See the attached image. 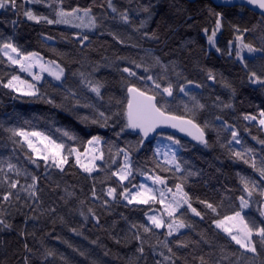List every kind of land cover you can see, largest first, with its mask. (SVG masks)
Masks as SVG:
<instances>
[{"label":"snow or ice","instance_id":"obj_1","mask_svg":"<svg viewBox=\"0 0 264 264\" xmlns=\"http://www.w3.org/2000/svg\"><path fill=\"white\" fill-rule=\"evenodd\" d=\"M132 3L133 0H129V6L121 10L116 0H92L86 6L79 3L68 5L65 0H0V9L5 13L11 11L16 16L11 21L7 18L0 20V24L10 23L13 30L25 21L46 26L64 25L71 30V36L61 33V38L73 45L78 44L84 50L93 44L91 35L105 29L110 11L111 19L130 27L140 41L158 45L160 50L169 47L175 28L169 24L161 31L159 21L156 28L149 27L158 5L152 0L147 3L135 0L136 7L133 8ZM214 3L215 7L204 4L209 17L214 18L210 34L207 27L201 29L207 38L208 48L241 66L246 74V80L241 79L242 86L259 89L264 94V40L260 47L247 42L246 34L251 29H241L238 24L231 26L233 39L228 40L226 52L218 46L217 39L226 16L236 8L259 11L258 24L264 31V0H214ZM34 5H42L47 12L35 11ZM97 8L101 10L99 14L95 11ZM191 19L193 17L188 16L185 23ZM107 35L120 45L140 49L144 55L139 59L127 55L104 56L101 62L92 61L85 54L67 63L61 62L65 54L56 48L51 52L58 59H46L40 51L25 50L17 42L14 32L11 35L0 33V65L6 69L0 71V88L8 95L16 94L12 95L13 99L28 98L56 108L66 103L67 110L75 113L77 120L88 129L81 135L69 128L57 127L55 132L58 135H54L27 121L25 126L4 127L0 123L7 134V141L12 144L11 154L0 158V233L14 231L15 216H23L25 228L17 233L24 241L22 264H36V259L39 264H49L50 258L52 261L58 259L59 264H72L68 256L47 247L42 239L39 241L42 252L29 245V238L36 239V232H28L26 226L29 223L39 226L45 219L53 225L59 222L85 240L88 237L83 230L89 223L108 231L109 238L116 244L135 246V255L130 257L129 264H139L142 258L147 264L149 253L154 264H191L187 256L181 257L178 252L198 247L201 241L206 244L209 241L205 232L197 233L199 240L177 239L182 230H195L188 216L190 212L202 221L209 217L214 228L219 230L218 234L222 233L229 244L243 250L236 257L235 264H245L242 258L249 255L253 258L251 264H255V258L264 255V138L252 136L260 146L259 151L246 146L237 123L230 122L223 115L236 111L237 89L233 82L213 68H202L206 81L196 82L184 74L177 60L155 55L156 49L143 48L139 42L133 41L132 35L125 37L110 29ZM41 36L45 43L55 39L44 33ZM71 64L79 67L72 70ZM104 68L119 74L120 88L126 89V105L121 99L109 96L107 107L102 108L108 81L99 78L98 73ZM17 69L30 79L23 78ZM70 70L71 76L78 80L76 88L66 84ZM47 77L56 83L48 81ZM207 82L219 83L229 93L227 100L215 95L214 98L208 97L210 104L202 102V91ZM57 94L60 103L57 102ZM90 97H94L95 102ZM210 110L217 114L201 123V118ZM238 119L249 125H258V131H264V101L256 113L240 112ZM98 128L109 129L116 139H105L96 130ZM168 129L191 137L195 141L193 149H209L218 145L231 162L242 163L251 169V174L236 173L241 187V194L235 198L238 205L232 196L221 195L219 200L196 197L195 202L202 208L193 206V196L185 189L193 178L199 179L202 173L193 170L189 162L182 159L180 150H187V146L176 135L168 133ZM244 131L249 132V128L245 127ZM212 133L215 141L211 140ZM128 135H134L136 139H125L120 144V138ZM153 138L157 143L151 149V156H147L142 165L138 164L135 157ZM17 153L23 156L24 163H20L21 156ZM70 169L78 170V173L73 171V175L79 174L86 181H91L87 190L79 186L77 192V185L65 182L62 186L60 180L53 181V174L63 179ZM42 180L51 183L42 186ZM48 193L56 199H51L46 206L44 195ZM73 201L75 206L70 207ZM58 202L67 208V215L80 218L78 226L69 227L66 216L59 212ZM253 204L259 217L250 214ZM120 206L129 212V215L119 214L127 225L123 236L113 235L101 223V213L105 218L110 217ZM25 208L27 212H24ZM137 210L142 211L143 219L132 218ZM115 224L113 221V226ZM161 232L163 239L160 238ZM151 237H155V243L151 242ZM55 238L60 239L59 236ZM171 241L175 242V247ZM62 242L73 253L83 257L87 264H102L99 258H93L90 250L81 249L68 240ZM90 244L104 249V257L109 256L110 250L100 244L99 237L91 240ZM219 253L218 257L211 252L207 256L192 255V261L196 264H233L230 257L235 253L227 252L225 247H220ZM260 264H264V260Z\"/></svg>","mask_w":264,"mask_h":264},{"label":"trees","instance_id":"obj_2","mask_svg":"<svg viewBox=\"0 0 264 264\" xmlns=\"http://www.w3.org/2000/svg\"><path fill=\"white\" fill-rule=\"evenodd\" d=\"M91 2L92 0H65L66 4L73 6L76 3L86 6ZM141 2L147 3L148 0H141ZM152 3L157 4L158 7L155 9L156 14L153 21L150 22V29L157 27V21L161 24V31L166 29L169 24L175 28V35L172 38L173 42L169 47L163 48L162 50H160L158 45L147 41H140L139 37L131 31L130 27L112 20L110 11L109 18L105 24V29L91 35L93 44L90 49L81 50L78 44L73 45L62 39L61 33L66 36H71V30L64 25L46 26L25 21L13 30L11 24L7 23L0 24V33L11 35L14 32L17 42L23 46L25 50L40 51L46 59H58L51 52L52 48H56L62 54H65V59L61 62L67 63H71L72 60L80 59L85 54H87L88 58L92 61L101 62H103L102 57L104 56L112 58L115 55H127L139 59L140 56L144 55L140 49L120 45L114 41L111 36L107 35V30L110 29L119 32L125 37L132 35L133 41L139 42L143 48L156 49L154 52L155 55L164 56L166 60H177L179 66L184 71V74L189 79H193L196 82L206 81L205 73L201 71L202 68H213L217 73H222L224 77L232 81L233 86L237 89V97L234 101L236 111H228L223 115L226 119H229L230 122L234 121L237 123L240 128L241 137L245 141V145L253 147L259 151L260 146L252 139V136L259 135L261 138H264V131H258V125L246 124L244 121L239 120L238 117L240 112L247 111L256 113L261 106V102L264 101V94H262L259 89L254 90L253 88L242 86L241 79L243 78L246 80V74L242 71L241 66L228 61L226 56H221L219 53H216L215 49L210 50L208 48L207 38L204 36L201 29L207 27L210 34L211 29L214 26V18L209 17L207 10L204 8L205 3L212 4V2L210 0H152ZM116 5L119 9L123 10V8L129 6V0H116ZM212 6L215 7L213 4ZM33 7L37 12H47V9L42 5H34ZM131 7H136L135 0H133ZM178 9H185V11L180 12ZM95 11L97 14L101 12L99 8L95 9ZM188 16L193 17V19L187 20L185 23ZM5 18L11 21L16 19V16L11 11L5 13L4 10L0 9V20ZM139 18H137V22ZM259 18V14H256L251 10L249 11L245 9L242 11L239 8L232 9L230 14L226 16L224 20L223 29L221 32L217 33L218 46L225 52L227 51V42L228 40L233 39L231 26L232 24H238L241 29L245 27L251 29L250 33L246 34V41L252 42L257 47H260L261 41L264 40V31L261 30L258 24ZM21 19L23 20V17H21ZM189 24H191L192 27H188ZM41 33L51 35L55 37V39L45 43ZM185 42H187L186 46L181 47V44ZM256 63H259V61H256ZM77 67H79V65L71 64L72 70ZM121 67H123V64H121ZM5 70L4 66L0 65V71ZM17 73L23 78L30 79L25 73H20L18 69ZM98 77L105 78L108 81L107 90L104 92L105 101L102 102V108L107 107L109 96L121 99L126 105V89L122 90L120 88L119 74L111 69L104 68L98 73ZM47 79L52 83H56L48 77ZM66 84L72 88H76L78 85V80L71 76V70ZM49 90L51 91V89ZM12 95L6 94V90L0 88V123H3L4 127L25 126V121H27L29 124L35 125L41 130L50 132L54 135H58L55 132L57 127L69 128L81 135L82 131L88 130L77 120L75 113H71L67 110L68 105L66 103L63 107L56 108L45 104L42 101H33L28 98L13 99ZM215 95H221L223 99L227 100L229 93L223 89L219 83L213 84L212 82H207L205 89L202 91V96L204 98L202 102L210 104L211 100H209L208 97L211 96L214 98ZM90 98L95 102L94 97ZM56 99L58 103L61 102L59 94H57ZM112 110H115V101H113ZM215 114H217L215 110L206 112L201 118V123L203 122V119H210L211 116ZM245 127L249 128V132L244 131ZM96 130L107 140L116 139L114 133L109 129L98 128ZM210 136L211 140L215 141V134L212 133ZM125 139L134 141L136 137L134 135L122 136L119 143L123 144ZM153 141L154 140L146 144L145 150L135 157L138 164L142 165L145 158L151 156ZM181 141L187 146V150H180L182 159L188 161L193 167V170H200L202 173L199 179L193 178L185 189L193 196V206L198 207V209L202 208V206L195 202L196 197L219 200L221 195L232 196L233 201L238 205V200L235 198L241 194V187L238 178L236 177V173L239 171L251 174V169L242 163L231 162L227 158L225 151L220 149L218 145H214L209 149H204L202 147H196L193 149L195 143H191L183 138H181ZM11 149L12 144L7 141V134L4 132L3 127H0V158L9 156L11 154ZM17 155L21 156L20 163H24L23 156L20 153H17ZM13 162L16 161L14 160ZM149 167H151V165H149ZM217 169H219V171H217ZM73 171L78 173V170L70 169L63 179H61L60 176L53 174V181L60 180L62 186L65 182L69 185H77V192L79 191V186H84L85 190H87L91 181H86L84 177L79 174L73 175ZM50 183V181L42 180V186ZM45 191L47 193V188ZM51 199H56V197L51 196L50 193L44 195L46 206L51 202ZM58 203H60L59 212L66 216V219L69 221V227L78 226L80 218L78 216L67 215V208L62 202ZM69 206L74 207L75 202L73 201ZM27 211V208H25L24 212ZM121 212H124L125 215H129L128 210L124 209L123 206L117 207L115 214L107 218L103 217V214L101 213V223L103 224L104 229H108L113 235L120 234L123 236L124 231L126 230V222L121 220L119 216ZM250 214L259 217V213L256 212L255 204H253L252 212ZM188 216L191 218V222L195 225V230H182V235L178 236L177 239L199 240L200 237L197 233L205 232L209 243L206 244L201 241L198 247L193 246L189 249H182L178 252V255L181 257L187 256L191 264H196L195 261H192V255L199 256L204 254L207 256V254L211 252L215 257H218L220 254V247H225L227 252L235 253V256L230 257L233 264H235L236 257H239L243 250L239 249V246L235 244H229V242L224 239L222 233L218 234L219 230L214 228L209 217H206L202 221L199 217H194L190 212L188 213ZM132 218L143 219L142 211L137 210ZM113 221H116L115 226H113ZM13 223L14 231L11 233H0V264H22L24 241L22 237L17 235V233L25 228L23 216L16 215ZM26 227L28 232L34 230L36 232V239L30 237L28 240L29 245L33 247L34 250L39 249L41 252L43 251V249L40 248L39 243L42 239L47 247L54 248L58 253L68 256L72 261V264H87V261L83 257L73 253L71 249L62 242L64 240H68L81 249L90 250L93 258H99L102 261V264H129L130 257H134L135 255L134 245H125L123 243L116 244L109 238L108 231L94 227L92 223H89L83 230L84 235L88 237L87 240L82 236H76L71 233L68 230V227L61 225L59 222L53 225L47 219L42 220L39 226L29 223ZM45 232H48L49 235L44 236L43 234ZM56 236H59L60 239L57 240L55 238ZM98 237L100 244L110 250L109 256L104 257V249L90 244L91 240H95ZM160 238L163 239L162 232L160 233ZM150 240L152 243H155V237H151ZM171 242L173 247H175V242ZM33 259H36V257H33ZM242 259L245 264H251L253 258L249 255ZM261 260H264V255L256 257L255 264H260ZM36 264H39L38 259H36ZM49 264H59V260L52 261L50 258ZM139 264H144L143 258L140 260ZM147 264H154L151 253H149L147 257Z\"/></svg>","mask_w":264,"mask_h":264},{"label":"water","instance_id":"obj_3","mask_svg":"<svg viewBox=\"0 0 264 264\" xmlns=\"http://www.w3.org/2000/svg\"><path fill=\"white\" fill-rule=\"evenodd\" d=\"M188 1H195V0H188ZM211 2H212V4L213 5H215V3H214V0H210ZM250 11V10H249ZM252 12H254V13H256V14H259V11H253V10H251ZM127 103V102H126ZM168 131V133H170V134H174V135H176L178 138H183V139H185V140H187V141H189V142H191V143H195V141H192L191 140V137H187L184 133H180V132H178V131H176V130H174V129H168L167 130ZM154 139V138H153ZM152 139V140H153Z\"/></svg>","mask_w":264,"mask_h":264},{"label":"rangeland","instance_id":"obj_4","mask_svg":"<svg viewBox=\"0 0 264 264\" xmlns=\"http://www.w3.org/2000/svg\"><path fill=\"white\" fill-rule=\"evenodd\" d=\"M26 74V73H25ZM27 75V74H26ZM45 75H47V74H45ZM157 143V141H156V139H154V141H153V145H155ZM140 179L142 180L143 179V177H140Z\"/></svg>","mask_w":264,"mask_h":264},{"label":"crops","instance_id":"obj_5","mask_svg":"<svg viewBox=\"0 0 264 264\" xmlns=\"http://www.w3.org/2000/svg\"><path fill=\"white\" fill-rule=\"evenodd\" d=\"M51 79V77H49Z\"/></svg>","mask_w":264,"mask_h":264}]
</instances>
